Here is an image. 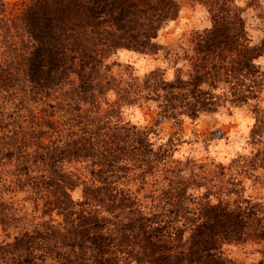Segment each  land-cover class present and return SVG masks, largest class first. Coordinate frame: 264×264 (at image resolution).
Masks as SVG:
<instances>
[{
  "label": "trees",
  "instance_id": "1",
  "mask_svg": "<svg viewBox=\"0 0 264 264\" xmlns=\"http://www.w3.org/2000/svg\"><path fill=\"white\" fill-rule=\"evenodd\" d=\"M203 1L210 24L180 57L157 41L177 0H0V264H234L224 244L264 242L251 208L194 201L195 175L153 146L152 126L123 116L151 101L178 125L259 107L264 38L252 40L235 0ZM120 49L162 53L173 74L120 76ZM159 173L164 185L149 189ZM11 183L29 193L28 223L3 196Z\"/></svg>",
  "mask_w": 264,
  "mask_h": 264
},
{
  "label": "rangeland",
  "instance_id": "2",
  "mask_svg": "<svg viewBox=\"0 0 264 264\" xmlns=\"http://www.w3.org/2000/svg\"><path fill=\"white\" fill-rule=\"evenodd\" d=\"M6 1L12 4L18 0ZM177 1L179 15L163 23L157 41L172 47L173 55L179 52L183 57L181 48L191 53V33L209 26L210 19L208 5L203 0ZM235 3L243 9L247 33L254 42L261 41L264 38V0H257L255 5H248L247 0H235ZM113 59L122 64L115 68L120 76H125V69L139 76L156 68L164 70L166 77L173 74L172 63L164 59L162 53L154 55L120 49ZM259 61L264 66V56ZM180 65L186 69L189 64L180 61ZM123 116L138 126H152L155 130L150 133L153 146L156 149L165 147L169 163L180 168L182 174L195 175V183L200 185L188 189L194 201L238 200L253 210L252 216L260 219V226L264 224V90L257 108L250 104L221 106L193 120L183 117L179 125L171 118L160 117L152 101L124 107ZM148 181L149 189L164 185L160 173L149 176ZM11 186L4 188L3 196L16 207L17 216L28 223L33 218L29 193L16 188L14 183ZM79 195V188L73 191L75 198ZM256 231L260 230H251V235ZM251 238L244 243H226L222 250L234 264H264L262 237Z\"/></svg>",
  "mask_w": 264,
  "mask_h": 264
}]
</instances>
